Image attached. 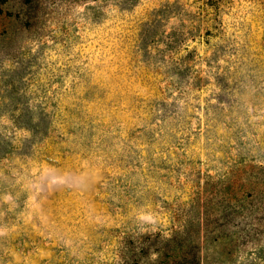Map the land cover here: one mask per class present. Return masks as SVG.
<instances>
[{"label": "rangeland", "instance_id": "rangeland-1", "mask_svg": "<svg viewBox=\"0 0 264 264\" xmlns=\"http://www.w3.org/2000/svg\"><path fill=\"white\" fill-rule=\"evenodd\" d=\"M0 264H264V0H0Z\"/></svg>", "mask_w": 264, "mask_h": 264}]
</instances>
